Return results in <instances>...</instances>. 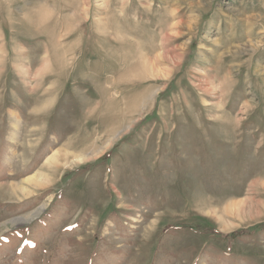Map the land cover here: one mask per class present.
Listing matches in <instances>:
<instances>
[{
  "label": "rangeland",
  "instance_id": "1",
  "mask_svg": "<svg viewBox=\"0 0 264 264\" xmlns=\"http://www.w3.org/2000/svg\"><path fill=\"white\" fill-rule=\"evenodd\" d=\"M258 180L264 0H0V264H264Z\"/></svg>",
  "mask_w": 264,
  "mask_h": 264
},
{
  "label": "bare ground",
  "instance_id": "2",
  "mask_svg": "<svg viewBox=\"0 0 264 264\" xmlns=\"http://www.w3.org/2000/svg\"><path fill=\"white\" fill-rule=\"evenodd\" d=\"M97 151V150H95ZM66 154V153H65ZM63 154L61 151H57L55 152L53 155L50 156V158L47 160L50 161L49 164H47L48 166H52V165H56L58 162H59V159L60 158H63V157H66V155ZM49 175L44 173L43 171H39L38 173H35L33 174L32 176L30 175V177L26 178L27 179V182L29 183V186H31L32 188H40V187H44L45 185H47L49 182H50V179L48 177ZM259 184L261 183V185L264 186V182L262 183V181L260 182L258 180ZM258 184V185H259ZM257 185V184H255ZM14 187V186H13ZM13 189H17V190H20L24 195H29V193H31L29 190H26V189H19L17 186H15ZM20 193V192H19ZM233 201V200H231ZM234 202V201H233ZM238 202V200H237ZM240 202V201H239ZM238 202V203H239ZM246 202V201H245ZM243 202V203H245ZM230 204V203H229ZM232 204V203H231ZM242 203H240V206H241ZM236 205V204H235ZM234 205V206H235ZM229 206V205H228ZM231 206V205H230ZM243 206V205H242ZM236 207V206H235ZM245 207V206H244ZM247 207V206H246ZM234 208V207H232ZM238 208V207H237ZM250 208V207H249ZM228 210V209H227ZM229 210H231L229 208ZM238 210V209H237ZM240 210V209H239ZM238 210V212H240ZM245 210V211H244ZM243 211L246 212L247 210L244 209ZM243 211H242V214H243ZM236 213V211H233ZM241 213V212H240ZM242 214H240L239 216H241ZM235 217V216H234Z\"/></svg>",
  "mask_w": 264,
  "mask_h": 264
}]
</instances>
